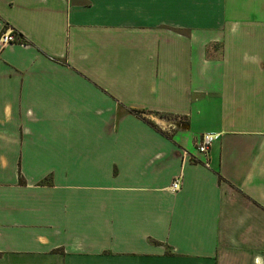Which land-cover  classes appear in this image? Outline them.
I'll return each mask as SVG.
<instances>
[{"label": "crops", "instance_id": "crops-1", "mask_svg": "<svg viewBox=\"0 0 264 264\" xmlns=\"http://www.w3.org/2000/svg\"><path fill=\"white\" fill-rule=\"evenodd\" d=\"M5 28L0 264H264V0H0Z\"/></svg>", "mask_w": 264, "mask_h": 264}, {"label": "rangeland", "instance_id": "rangeland-1", "mask_svg": "<svg viewBox=\"0 0 264 264\" xmlns=\"http://www.w3.org/2000/svg\"><path fill=\"white\" fill-rule=\"evenodd\" d=\"M99 121L95 114L82 113L80 111H63V109L55 107L48 109L47 123L51 126L49 128L52 131L49 135L51 137H66L67 135L71 137L94 136L97 133L94 123H99ZM81 124H86L89 128H81Z\"/></svg>", "mask_w": 264, "mask_h": 264}, {"label": "built area", "instance_id": "built-area-1", "mask_svg": "<svg viewBox=\"0 0 264 264\" xmlns=\"http://www.w3.org/2000/svg\"><path fill=\"white\" fill-rule=\"evenodd\" d=\"M9 45H19L24 47V41L22 38L16 34L15 32L9 30L8 28H5L0 33V48H3L5 46ZM218 135L213 134H203L200 136L199 141L196 145V149L198 154L203 156L204 159V165L206 167H209V159H208V153L210 152V148L212 144L216 141ZM181 186V180L179 177H175L169 186V190L171 192H179Z\"/></svg>", "mask_w": 264, "mask_h": 264}, {"label": "trees", "instance_id": "trees-1", "mask_svg": "<svg viewBox=\"0 0 264 264\" xmlns=\"http://www.w3.org/2000/svg\"><path fill=\"white\" fill-rule=\"evenodd\" d=\"M132 113L134 114V116L144 120L147 124L152 126V124L150 122L146 121L145 117L143 116L145 114V112L134 110V111H132Z\"/></svg>", "mask_w": 264, "mask_h": 264}]
</instances>
